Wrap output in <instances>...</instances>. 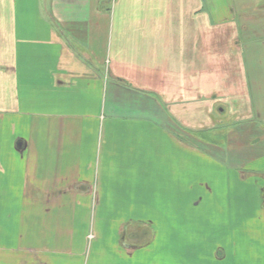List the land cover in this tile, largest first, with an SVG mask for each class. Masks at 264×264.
<instances>
[{"label": "crops", "instance_id": "0c3cea01", "mask_svg": "<svg viewBox=\"0 0 264 264\" xmlns=\"http://www.w3.org/2000/svg\"><path fill=\"white\" fill-rule=\"evenodd\" d=\"M181 254L264 264V0H0V264Z\"/></svg>", "mask_w": 264, "mask_h": 264}, {"label": "rangeland", "instance_id": "374dc122", "mask_svg": "<svg viewBox=\"0 0 264 264\" xmlns=\"http://www.w3.org/2000/svg\"><path fill=\"white\" fill-rule=\"evenodd\" d=\"M259 39H261V38H259ZM217 115L219 116V114L217 113ZM229 123H230V120H229ZM199 133L201 134V135H204L203 134V130H199ZM181 137H185V136H183L182 134H181ZM202 137V136H201ZM222 138H223V136H222ZM187 255L186 254H181V257H180V259L184 262V264H189L190 263V261H189V263L186 261V259H187ZM189 258V257H188ZM181 263V262H180ZM207 264V263H206Z\"/></svg>", "mask_w": 264, "mask_h": 264}]
</instances>
